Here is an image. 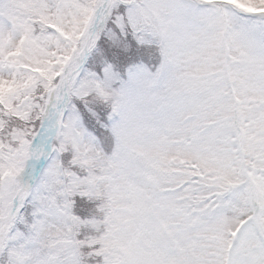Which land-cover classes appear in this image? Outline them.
<instances>
[{
	"label": "snow or ice",
	"instance_id": "1",
	"mask_svg": "<svg viewBox=\"0 0 264 264\" xmlns=\"http://www.w3.org/2000/svg\"><path fill=\"white\" fill-rule=\"evenodd\" d=\"M0 264H264V0H0Z\"/></svg>",
	"mask_w": 264,
	"mask_h": 264
}]
</instances>
